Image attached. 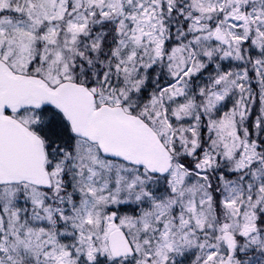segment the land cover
Listing matches in <instances>:
<instances>
[{
  "label": "snow or ice",
  "instance_id": "6c2138e0",
  "mask_svg": "<svg viewBox=\"0 0 264 264\" xmlns=\"http://www.w3.org/2000/svg\"><path fill=\"white\" fill-rule=\"evenodd\" d=\"M0 264H264V0H0Z\"/></svg>",
  "mask_w": 264,
  "mask_h": 264
}]
</instances>
